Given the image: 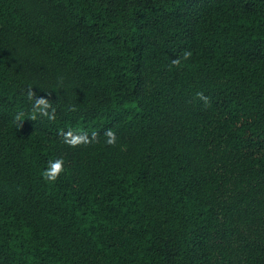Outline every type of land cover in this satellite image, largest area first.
<instances>
[{
  "label": "trees",
  "instance_id": "trees-1",
  "mask_svg": "<svg viewBox=\"0 0 264 264\" xmlns=\"http://www.w3.org/2000/svg\"><path fill=\"white\" fill-rule=\"evenodd\" d=\"M0 264H264V0H0Z\"/></svg>",
  "mask_w": 264,
  "mask_h": 264
}]
</instances>
